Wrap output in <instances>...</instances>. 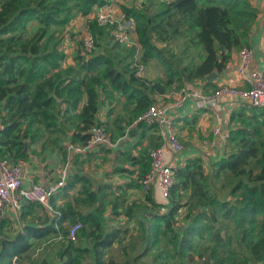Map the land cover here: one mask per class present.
Masks as SVG:
<instances>
[{"label": "trees", "instance_id": "obj_1", "mask_svg": "<svg viewBox=\"0 0 264 264\" xmlns=\"http://www.w3.org/2000/svg\"><path fill=\"white\" fill-rule=\"evenodd\" d=\"M108 1L0 0V157L24 160L28 156L24 141L29 149L44 131L85 143L90 128L101 124L117 141L115 147L121 144L125 150L117 151L116 159L138 167L127 171L136 172L130 186L139 189L150 167L147 150L161 140L156 126L133 122L156 102L154 94L196 83L203 92L217 89L216 79L227 69L232 54L246 45L256 11L248 0H161L151 13L121 4L123 18L133 21L141 61L159 58L166 68L165 80L150 81L139 75L135 49L115 41L110 29L98 26L94 19L89 22L93 53L81 50L78 69H64L59 30ZM33 26L36 29L31 30ZM175 40L182 43L179 52L169 48ZM212 73L215 76L207 80ZM107 85L131 105L127 119L120 114L109 121L98 117L100 94ZM195 117L188 121L194 122ZM225 126L229 131L226 152L210 162V171L202 155L187 158L175 169L167 198L158 201L146 189L143 201L123 206L120 213L126 226H105V186L95 188L88 177L75 173L52 196L53 214L36 202L22 206L15 221L20 229L12 236L0 234V264L31 260L33 240L40 242L49 235L63 240L59 264H147L144 258L154 245L160 247L157 226L168 243L162 254L153 256L152 264H264V106L238 105ZM138 146L140 155L132 156L130 151ZM72 190L61 206L54 203L57 194L67 196ZM110 209L119 214L116 204ZM145 209L147 214L137 218V211ZM179 214L184 220L181 228L177 227ZM75 223L81 224L77 237L87 240L86 246L81 241L75 245L67 237ZM7 225L10 221L5 217L0 232ZM116 243L122 261L107 257Z\"/></svg>", "mask_w": 264, "mask_h": 264}, {"label": "built area", "instance_id": "obj_2", "mask_svg": "<svg viewBox=\"0 0 264 264\" xmlns=\"http://www.w3.org/2000/svg\"><path fill=\"white\" fill-rule=\"evenodd\" d=\"M122 0H109L107 3L94 9L93 19L98 26L108 27L110 35L118 43L135 49L136 56L141 52L140 46L133 37V21L126 20L122 14L117 13L116 7ZM82 48L86 54H92L95 48V39L87 26L82 35ZM253 57V51L248 46H243L238 51V59L235 73L242 82V87H234L225 83H217L218 88L212 92H203L201 88L192 84L184 85L173 99L168 101L158 100L150 104L137 121L157 127L161 137V143L149 150L150 167L141 180L142 189L158 188L161 198L169 196V189L174 183V171L181 162L176 159L182 150V143L176 127V114L187 100H191L196 109H216L213 116L215 123L212 126V138L200 145L203 157L209 156V147L218 143L226 148L229 139V131L223 125L217 108L225 101H237L247 107L260 108L264 106V71L252 70L248 67ZM163 97H166L163 95ZM113 142L101 124L90 128V136L85 143H70L66 145V163L59 174V180L51 184L32 182L28 186L24 184L23 162H11L6 157H0V221L11 216L18 222L19 210L23 205L36 202L45 207L49 214L54 213L50 203L52 196L64 185L68 178V166L74 156L85 155L93 147H115ZM170 155V159L167 158ZM161 211H165L162 207ZM81 228L80 223L69 226L67 237L75 240ZM60 240V236L57 238ZM43 248H37L33 257L42 254ZM40 254V255H41ZM46 254V253H45ZM25 261L23 264H29ZM36 264H43L42 257Z\"/></svg>", "mask_w": 264, "mask_h": 264}, {"label": "crops", "instance_id": "obj_3", "mask_svg": "<svg viewBox=\"0 0 264 264\" xmlns=\"http://www.w3.org/2000/svg\"><path fill=\"white\" fill-rule=\"evenodd\" d=\"M132 1L133 0H122L121 4H125L126 6H129V7L134 6L137 8H142L140 6L145 4V2H141V4L132 5L131 4ZM153 1H155L154 5L157 6V2L161 1V0H153ZM248 1H249L250 5L256 11V13H254V15H253L252 20L250 21L251 27L249 29L250 30L249 36H248V39L246 41V45H244V46L250 47L253 51V57H252L251 62L249 64L248 70L249 71H252V70H263L264 71V0H248ZM120 5H118V6H120ZM118 6L116 7V9L117 10L119 9V11L121 12L120 7H118ZM90 16L92 17V14ZM77 19H78V17L70 23L71 27H73V24L76 23ZM237 59H238V51H235L232 54V58H231L228 66H227V69L224 71L223 74H221L219 77H217V79H216L217 83H225V84H228V85L234 86V87H242V82L234 71L236 63H237ZM192 85H194L196 87H200L201 84L196 83V84H192ZM161 96H163V95H159V96L155 97L156 101L160 100ZM238 105H240V104L237 101H235V102L225 101V102L220 104V106L217 108V113L220 114L223 125H227L230 112L234 108H236ZM214 110H216V109H208V108L207 109H201V110L196 109L191 100H187L185 102L184 106L180 110H178V113L176 114V127H177L178 133L180 135V140H181V138L185 139L184 133H186V131H188L187 130L188 128H193V131H191L192 129H190V131H191V133H190L191 135L189 137L190 139H193V140L196 139V141L198 140V138L201 139V141H198L197 144H194L193 148H190V146L185 148V146L183 147V145H182L181 152L179 154H177V156H176V159L178 160V162L182 163L187 158L196 156L198 154L203 156V153L200 152L199 149H200V145L202 142L207 141V140L212 138L211 129H212L213 124L215 123L214 118H213V116L215 114ZM99 113H100V110L98 112V117L100 115ZM195 114H196V117H195L194 122L190 123V121H188V120H190L193 117V115H195ZM129 116H130L129 111H127L126 115H123L121 117L127 119ZM113 117H115V116H113ZM103 119H101V120L102 121H109L108 118L106 120L105 119L103 120ZM135 122L136 121H134L133 124ZM156 134L159 136V138L161 140L158 129L156 130ZM69 137H70V134H69ZM69 139L70 138H64L63 137V139L60 142H57L56 144H53L50 147L43 148V150H40V148H39L41 143L37 142L36 144L31 145L29 147V149L26 150V152L28 151V156H27V158L22 160V162H23L22 171H23V176H24V184L26 186H28L32 182H37V183L47 185V184H51V183H54V182L59 180L60 171H61L62 167L64 166L62 159H63L64 152L66 155V148H67L66 145L72 143V142H70ZM25 141L28 144V141L27 140H25ZM181 143H182V141H181ZM144 144H145V142L142 143V146H144ZM117 151H125V150L121 146V144L118 146V148L117 147L107 148V147L97 146V147H93L85 155L74 156L72 158L69 166H68V178L72 177L75 173H78L80 175H85L86 177H88L92 181L95 188H97L98 186H105V188L107 187L108 184H106L104 182H96L95 183L92 180L91 176H88L87 174L82 172V170H85L86 166L85 167H84V165L82 167L80 166L79 170L76 171L74 164H72L75 158H77V157L78 158H84L82 160H85L90 155H93L94 157H96L95 159H97V157H99L100 159L101 158H108L113 163L115 162L116 166L113 168V170L116 168H122V166L126 162L125 165L130 164L131 169H129V168L127 169V167L123 166V167H125V168H122L124 171H127V170L137 171L138 167L132 165V163L130 161H125V162L124 161L123 162L118 161L115 157ZM130 152H131L132 156L137 157L140 155V147L138 146L135 149L131 150ZM224 154H225V150H223V147L218 143H214L212 146L209 147V156L203 157L206 166L209 167L210 162L216 161L220 157L224 156ZM125 156L122 155L121 158H125ZM167 158L170 159V155H167ZM127 172H129V171H127ZM129 174H131V173L129 172ZM131 175L136 176V172L132 173ZM131 181L133 182V180H131ZM79 186H80V184H77V187H79ZM127 186H128V184H127ZM136 189L141 194V200L140 201H143L144 199H143L141 191L142 192H144V191L142 190V188H139V189L136 188ZM150 190L152 191L153 196L156 200H158V201L162 200L158 188H154V189H150ZM104 191H105V189H104ZM73 193H74V190L70 191L67 196L57 194L56 198L54 199L55 200L54 203L56 205L61 206L65 202V200L68 198V196H70ZM132 201H134V200H132ZM135 201L140 202L139 200H137V198L135 199ZM130 203H127V204H130ZM137 212H139V211H137ZM42 213L44 214V211H42ZM45 213H46V211H45ZM136 215H137V213H136ZM7 217L10 221L9 234L12 236L17 230L20 229L21 226L20 225L14 226V224H15L14 219H12L11 216H7ZM29 218H30V216H27L25 219L28 220ZM137 218H139V217L137 216ZM139 219H142V218H139ZM58 237L59 236H56V235H49V236H47V238L43 239L40 242H38L39 240H33V242H32L34 245L33 249L34 248H36V249L37 248H43V251H42V254L38 253V255H37L38 257H36V256L33 257L32 255L34 254L33 253L34 250H31L32 251L31 252L32 253L31 254V260H29L28 263L29 264H36V262L39 261V259L42 257V263L43 264H59L60 259L57 260L55 258L54 261L53 260L51 261V256H50L51 248H53L54 246L61 243L60 242L61 240L57 239ZM58 257H59V253H58Z\"/></svg>", "mask_w": 264, "mask_h": 264}, {"label": "rangeland", "instance_id": "obj_4", "mask_svg": "<svg viewBox=\"0 0 264 264\" xmlns=\"http://www.w3.org/2000/svg\"><path fill=\"white\" fill-rule=\"evenodd\" d=\"M141 2H145V4L140 6V7H142L143 10H146L149 13H151L157 9V7L154 5L155 1H153V0H148V1L147 0H133L131 4L136 5V4H141ZM118 5H120V4H118ZM118 7H120V6H118ZM117 13L122 14V12H120L119 9L117 10ZM91 14H92V17L90 16ZM77 17H78V19H77L76 23L73 24V27H71L69 24L68 27L64 28L63 30H59V34L60 35L63 34V42L61 43L62 44L61 48L63 49V51L65 52V55H66L65 59L61 63V66L64 69L67 68L68 66H71L72 69H74V70L78 69L79 61L77 60V56L80 53L82 54V51H83V48H82L83 31L85 30V28L87 26L89 27V22L91 20H93L94 12L92 11L89 15H87V17L83 16V15H78ZM131 27H132V30L134 31V24H131ZM34 29H36V26H33L31 28V30H34ZM133 37L134 38L136 37L135 33H133ZM111 43H113V42L111 41ZM111 43H109V44H111ZM158 46L160 48H163V49L168 47V46L162 45V44H158ZM181 47H182V43L180 40H175L169 44V48H171L177 52L180 51ZM121 52H122V50L119 51V53H121ZM165 54L167 55V52ZM134 65L138 69V74L147 78L150 81H161V80L164 81L166 78V68L162 64V62L159 58H150L148 61L143 63L141 61V52H140L137 56H135V64ZM179 91H180V89L179 90H176V89L168 90L166 93L161 94V95H165L166 97L161 96L160 101H162V100L168 101L170 99H173L174 96ZM159 95L160 94H154L153 97H157ZM100 97H101V102H100V106H99V110H100L99 118H101V119L104 118L106 120L107 118H112L113 116L119 115V114L121 116L126 115L127 110L129 108L128 107L129 104L127 103V100L120 93L115 92V91H111L109 85L106 86V92L101 93ZM129 106H131V105H129ZM111 109H112V115H110L111 116L110 117V116H108V113ZM190 129H192L191 131H193V128H188L187 129L188 131H186V133H184L185 139L181 138L182 145H183V147L185 146V148H187L188 146H190V148H193L194 144H197L198 141H201V139H199V138L197 141H196V139L193 140V139L189 138L191 135ZM43 130H44V128H43ZM262 131L264 132V128L262 129ZM63 137L64 136L61 134H58V136L57 135L51 136V135H48L46 131H44V133L42 134L41 139L39 141L41 143V145L39 147L40 150H43V148L50 147L53 144H56V143H54L55 138L58 139L57 142H60L63 139ZM64 138H66V137H64ZM147 144L148 143L146 141L143 147H145ZM150 149H151V147L147 151L149 152ZM227 149H228V147H227ZM225 152H226V149H225ZM95 158L96 157H94L93 155H90L85 160H82L84 158H78L77 157L74 159L72 164H74L76 171L79 170L80 166L81 167L83 165H84V167L86 166L85 170H82V172H84L88 176H91L92 180L95 183L96 182H104V183L108 184L107 187L105 188V191H103V194L105 196L103 202L107 208L106 211L104 212V219L106 221L105 226H107V227H112L114 225L115 226H117V225L126 226L125 217H124V215H122L120 213V212H123V206L126 205L127 203H130L132 200H135L136 198L139 201L141 200V194L139 193V191L135 187H130V184L133 183L131 180H134L136 178V176L129 174V172H127V171L114 172L113 168L116 166V163L115 162L113 163L108 158H101L100 159L99 157H97L98 160ZM65 161H66V158L63 155V159H62L63 165L66 163ZM125 163L123 166L127 167V169L128 168L131 169L130 164L125 165ZM123 166H122V168H125ZM210 168H211V166L208 168L207 171H210ZM127 184L129 187L127 186ZM141 193L143 196L142 191H141ZM143 198H144V196H143ZM113 204H116L118 206L119 214H117V215H113V213H110L111 212L110 208L113 206ZM146 210H148V209H145L144 211L137 212V216L139 218H143L148 212ZM42 215H43V213L40 214V216H42ZM176 220H177V227L181 228L183 221H184L182 219V214H179L177 216ZM133 224H134L133 222H130L128 224V226L131 227V226H133ZM15 225L16 224H14V226ZM9 227H10V225L3 226L0 234L6 235V236L9 235ZM157 228L159 230V234H158L156 240H158V242H160V247H159V245H154V248L152 249V251L144 258V261L147 264H152L153 256H155L156 254H158V255L162 254L163 250L166 248V245L168 243L167 236L162 233L163 232L162 227L157 226ZM77 238L73 241V243L75 245H79V243L81 241L82 245L86 246L85 244H87V240H85V242H84V238H82V239L79 237H77ZM62 241L60 244L51 248V252H50L51 261L52 260L54 261L55 258L57 260H59L58 253L62 249ZM35 249H34V252L36 251ZM109 256H112L114 259H116L118 261L123 260L121 248H120L119 244H117V243L114 244L108 250L107 257H109ZM36 257H38V256L36 255ZM196 264H201V263L198 262Z\"/></svg>", "mask_w": 264, "mask_h": 264}, {"label": "water", "instance_id": "obj_5", "mask_svg": "<svg viewBox=\"0 0 264 264\" xmlns=\"http://www.w3.org/2000/svg\"><path fill=\"white\" fill-rule=\"evenodd\" d=\"M215 76V74H210L209 76H208V78H207V80H210L212 77H214ZM59 100V99H58ZM2 128V126L0 125V129ZM27 150V142L26 141H24V150L23 151H26Z\"/></svg>", "mask_w": 264, "mask_h": 264}]
</instances>
